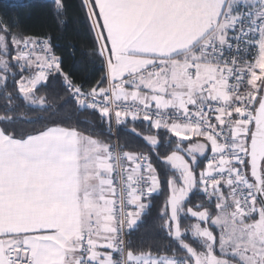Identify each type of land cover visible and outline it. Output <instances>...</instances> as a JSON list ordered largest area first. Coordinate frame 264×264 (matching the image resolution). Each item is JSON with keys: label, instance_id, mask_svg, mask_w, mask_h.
<instances>
[{"label": "snow or ice", "instance_id": "1", "mask_svg": "<svg viewBox=\"0 0 264 264\" xmlns=\"http://www.w3.org/2000/svg\"><path fill=\"white\" fill-rule=\"evenodd\" d=\"M0 6V264H264V0Z\"/></svg>", "mask_w": 264, "mask_h": 264}, {"label": "trees", "instance_id": "2", "mask_svg": "<svg viewBox=\"0 0 264 264\" xmlns=\"http://www.w3.org/2000/svg\"><path fill=\"white\" fill-rule=\"evenodd\" d=\"M24 2L34 6L14 9L12 10V13H18L19 15L25 17L31 14L32 23H36L40 20L45 19L46 9L43 7L45 0H24ZM4 11L5 9L2 6H0V12H4ZM49 23L51 22L49 21ZM64 35L68 38H73L71 42L75 44L77 47V54L75 55V57H73L72 50L68 47V43H69L68 39H61L57 43V48L62 51V54L65 57V68L66 70H70L74 72L78 76L83 75L84 68L83 65L80 63L81 57L79 53L80 51L84 50L83 44L85 42L80 37L75 36V32L73 31L71 25H69Z\"/></svg>", "mask_w": 264, "mask_h": 264}]
</instances>
